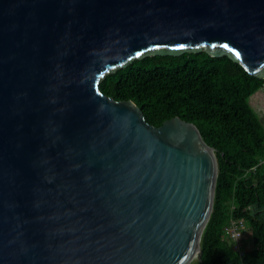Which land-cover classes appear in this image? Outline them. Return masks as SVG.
I'll return each mask as SVG.
<instances>
[{
	"label": "water",
	"instance_id": "obj_1",
	"mask_svg": "<svg viewBox=\"0 0 264 264\" xmlns=\"http://www.w3.org/2000/svg\"><path fill=\"white\" fill-rule=\"evenodd\" d=\"M202 51L264 79V0H0V264H203L215 149L99 88Z\"/></svg>",
	"mask_w": 264,
	"mask_h": 264
},
{
	"label": "trees",
	"instance_id": "obj_2",
	"mask_svg": "<svg viewBox=\"0 0 264 264\" xmlns=\"http://www.w3.org/2000/svg\"><path fill=\"white\" fill-rule=\"evenodd\" d=\"M99 88L116 101H133L155 127L174 117L198 127L218 162L202 263L264 264V164L258 166L264 159V124L249 103L264 89V79L228 56L202 51L136 59L106 76ZM231 219L252 229L253 243L243 257L224 239Z\"/></svg>",
	"mask_w": 264,
	"mask_h": 264
},
{
	"label": "built area",
	"instance_id": "obj_3",
	"mask_svg": "<svg viewBox=\"0 0 264 264\" xmlns=\"http://www.w3.org/2000/svg\"><path fill=\"white\" fill-rule=\"evenodd\" d=\"M263 164L264 159L259 161L258 166ZM224 239L232 245L239 256L243 257L253 243L252 229L244 220L231 219L224 229Z\"/></svg>",
	"mask_w": 264,
	"mask_h": 264
},
{
	"label": "rangeland",
	"instance_id": "obj_4",
	"mask_svg": "<svg viewBox=\"0 0 264 264\" xmlns=\"http://www.w3.org/2000/svg\"><path fill=\"white\" fill-rule=\"evenodd\" d=\"M249 103L253 110L260 116L262 123L264 124V89L259 91L257 94L249 99ZM197 258H195L191 264L197 263Z\"/></svg>",
	"mask_w": 264,
	"mask_h": 264
},
{
	"label": "snow or ice",
	"instance_id": "obj_5",
	"mask_svg": "<svg viewBox=\"0 0 264 264\" xmlns=\"http://www.w3.org/2000/svg\"><path fill=\"white\" fill-rule=\"evenodd\" d=\"M225 48H227L228 46L227 45H224ZM238 55V54H237Z\"/></svg>",
	"mask_w": 264,
	"mask_h": 264
}]
</instances>
